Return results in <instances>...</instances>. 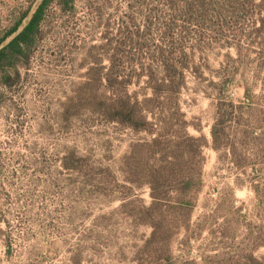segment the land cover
Masks as SVG:
<instances>
[{
	"label": "rangeland",
	"instance_id": "1",
	"mask_svg": "<svg viewBox=\"0 0 264 264\" xmlns=\"http://www.w3.org/2000/svg\"><path fill=\"white\" fill-rule=\"evenodd\" d=\"M125 2L75 0L64 14L51 6L19 79H8L11 88L0 82V264H264V28L256 31L264 12L187 45L178 104L199 150L187 154L184 169L199 172L201 187L187 198L193 205L179 207L170 186L176 206L145 213L150 187L127 182L125 158L131 144L151 138L100 112L112 94L99 78L116 57ZM38 3L0 0V39ZM141 17L127 34L144 35ZM153 37V45L147 38L142 50L118 57H135L137 73L148 68L152 53L168 49L161 33ZM145 82L134 78L126 95L151 96ZM223 95L232 115L216 150L211 127ZM168 120L174 134L179 122ZM72 152L85 159L77 170Z\"/></svg>",
	"mask_w": 264,
	"mask_h": 264
},
{
	"label": "trees",
	"instance_id": "2",
	"mask_svg": "<svg viewBox=\"0 0 264 264\" xmlns=\"http://www.w3.org/2000/svg\"><path fill=\"white\" fill-rule=\"evenodd\" d=\"M125 1L126 10L120 18V37L116 41L118 47H115L116 59L114 58L104 77L99 78V83L105 82L112 94L111 97H106L104 94L100 103V112L109 121H117L128 126L135 133H146L151 138L131 144L129 155L125 158L129 161L126 162L129 174L126 177L127 182L133 187L143 185L150 187L154 202L145 209V213L162 207L176 206L172 205L173 201L168 197L167 192L170 186L177 194L176 197H172L175 204L179 207H190L193 202L187 198L201 187V179L199 172H193L190 169L186 172L184 169L187 154L192 155L194 149L199 150L198 145L197 147L194 145L197 138H191L187 133V121L184 114L180 112L178 104L179 94L185 87L187 64L184 59L187 56V45L191 48L192 43L204 42L205 31L217 35L218 32L223 31V28H227L229 23L235 26L240 24L242 16L257 10L264 12V0H259L257 4L256 0ZM53 5L62 14L72 13L76 6L75 0H39L28 21L24 24L21 19L0 39V82L5 87L11 88L12 84L8 82V79L10 80L11 76L19 79L20 68L27 67L39 41L47 11ZM88 6L92 8L91 5ZM136 15L142 16V22L145 25L143 36L136 31H133V34H127L132 27L137 26ZM257 23H261L256 29L258 32L264 28V18ZM154 31L162 34V41L168 44V49H159L156 53H152L153 60L149 67L141 68L137 73L139 61L135 57H127L128 61L125 63L118 56L122 53H132L133 50H142L145 45L144 40L147 38L153 45ZM123 69L129 70L125 79L122 77ZM143 77H146L145 89L151 91V96L143 98L142 101H138L136 97L127 96L126 86L132 84L134 78L140 80ZM243 82H245V97L249 100L252 89L245 79ZM119 91L124 94L118 99V95L115 96V94ZM229 104L224 95L219 97L216 119L211 127L212 147L216 150L224 146L223 134L232 115V103ZM112 110H118L117 114L121 117L112 115ZM147 111L152 114L151 118L146 116ZM171 117L179 122L174 134L171 121L168 120ZM148 157H155L159 165L147 166ZM69 160H72V169L76 170L85 162L84 158L73 152ZM141 163L145 165L142 166ZM170 259H167V264ZM252 264L263 263L253 259Z\"/></svg>",
	"mask_w": 264,
	"mask_h": 264
}]
</instances>
